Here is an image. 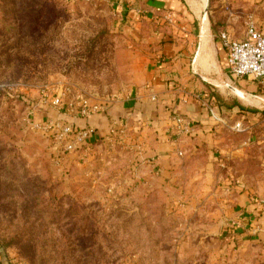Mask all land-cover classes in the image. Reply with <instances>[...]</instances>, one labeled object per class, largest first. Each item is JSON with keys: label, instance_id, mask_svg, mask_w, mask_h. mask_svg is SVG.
<instances>
[{"label": "rangeland", "instance_id": "374dc122", "mask_svg": "<svg viewBox=\"0 0 264 264\" xmlns=\"http://www.w3.org/2000/svg\"><path fill=\"white\" fill-rule=\"evenodd\" d=\"M115 5L0 0V264H264V240L249 238L257 214L244 204L231 218L234 194L264 203V109L236 114L243 129L226 134L240 154L219 164L203 195L188 177L140 173L124 127L59 160L31 125L53 118L39 119L54 108L40 100L43 85L63 83L73 116L80 98L105 107L140 82L146 51Z\"/></svg>", "mask_w": 264, "mask_h": 264}, {"label": "crops", "instance_id": "0c3cea01", "mask_svg": "<svg viewBox=\"0 0 264 264\" xmlns=\"http://www.w3.org/2000/svg\"><path fill=\"white\" fill-rule=\"evenodd\" d=\"M115 2L121 26L146 51L140 82L127 97L86 117L65 116L46 106L48 110L38 114L39 119L51 116L82 127L93 126L95 132L74 154L78 158L86 155L91 143L101 140L108 126L116 122L127 131L124 143L131 141L138 149L134 153L141 162L140 173L179 180L188 177V182L200 183L203 195L213 184L219 164L240 154L239 145L226 134L236 114L251 113L249 107L264 109V76H233L219 34L227 31L233 39L243 38V20L248 15L264 33V0ZM169 13L171 19L162 18ZM56 86L63 87V83ZM89 100L102 102L91 95ZM175 115L190 120V130L178 126L173 121ZM233 198L231 218L235 219L241 213L239 205L245 204V210L252 209L258 217V223H254L257 234L249 238L264 240V203H251L244 193ZM236 226L232 231L237 236L250 235L247 227ZM216 232L200 230V237Z\"/></svg>", "mask_w": 264, "mask_h": 264}, {"label": "built area", "instance_id": "2783aa9c", "mask_svg": "<svg viewBox=\"0 0 264 264\" xmlns=\"http://www.w3.org/2000/svg\"><path fill=\"white\" fill-rule=\"evenodd\" d=\"M165 19H171V15L165 14ZM245 36L241 39H233L227 31L219 34V39L228 53V70L235 77L252 76L261 78L264 76V33L258 30L251 16L245 20ZM69 90L63 87L43 85L41 86L40 100L43 104L51 105L57 109L58 113L64 115L70 112L73 102L69 101ZM68 95V97H66ZM67 98V100H65ZM77 98L79 96L77 95ZM79 109L75 114L88 116L94 111H101L104 107L98 103H91L88 97H82L77 103ZM212 114L217 116V112L210 108ZM173 121L178 125H183L185 129L192 127L190 120L177 116ZM35 129L40 130L45 136L52 139L53 149L56 158L59 160L66 154H70L81 147L89 137L95 132L91 125L78 126L73 122L62 119L50 118L43 122L33 121L31 124ZM116 122H112L109 132L114 133ZM233 130L243 129L240 121H235L230 125ZM178 154H181L179 152Z\"/></svg>", "mask_w": 264, "mask_h": 264}, {"label": "trees", "instance_id": "16d2710c", "mask_svg": "<svg viewBox=\"0 0 264 264\" xmlns=\"http://www.w3.org/2000/svg\"><path fill=\"white\" fill-rule=\"evenodd\" d=\"M2 89L4 90V88L2 87V85H0V90H2ZM248 109H250V110L252 109V111H256V110H257V109L254 108V107H249Z\"/></svg>", "mask_w": 264, "mask_h": 264}]
</instances>
